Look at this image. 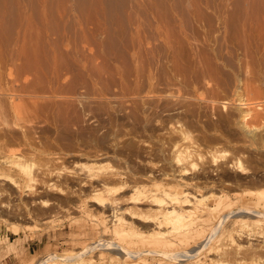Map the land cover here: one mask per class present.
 Instances as JSON below:
<instances>
[{
  "label": "rangeland",
  "instance_id": "374dc122",
  "mask_svg": "<svg viewBox=\"0 0 264 264\" xmlns=\"http://www.w3.org/2000/svg\"><path fill=\"white\" fill-rule=\"evenodd\" d=\"M233 2L0 0V172L21 184L17 192L0 179V264H34L100 240L91 202L50 210L51 174L89 161L131 186L133 162L154 150L147 158L172 171L173 126L188 135L183 148L197 149L189 176L213 166V178L248 192L235 204L254 208L264 192V2ZM10 151L33 165L31 189L3 165ZM1 218L43 229L15 233Z\"/></svg>",
  "mask_w": 264,
  "mask_h": 264
},
{
  "label": "bare ground",
  "instance_id": "6f19581e",
  "mask_svg": "<svg viewBox=\"0 0 264 264\" xmlns=\"http://www.w3.org/2000/svg\"><path fill=\"white\" fill-rule=\"evenodd\" d=\"M62 1L66 3L68 0ZM99 1L103 3V0H98V5ZM236 2L238 0H234L233 3ZM94 5L95 3L89 7L96 9L97 5L96 7ZM66 6L62 9L64 13L70 8ZM243 104L248 106L254 103L243 102ZM170 128L178 139L173 141L171 150L175 152L171 159L175 167L172 171L159 168L155 165L156 163H153L155 160L153 157L158 156L154 155L155 150L153 160L147 158L149 153L150 157L152 156V151L147 154L142 152V155L147 156L141 155L142 158L139 159L136 156L137 162L135 160L136 163L133 162L136 169H133V185L131 186H128L121 172L103 173L97 169L94 162L77 161L74 167L65 168L69 170L66 174L64 172V176L61 167L59 171L55 170L56 172L51 174L55 177V181L50 183L48 181V187L46 186L54 193V203L52 207H49L50 210L62 208L68 204L71 206L69 202L74 201L73 210L81 211L82 204L91 202L97 210L95 214L89 215V212L85 216L89 215L91 220L89 218L88 220L95 225L94 227L101 230L102 237L97 242L86 244L87 246H83L77 252L50 254L34 264H264V244L260 243H264V238H261L264 237V192L255 194L256 201H253L255 204L252 206L254 208L248 207L249 204L245 206V203L237 206L235 204L238 202L237 199L243 200L248 192L241 190L237 181L230 182L231 179L228 177L213 178L214 169L212 168L214 167L210 166L211 164L209 168L202 167V173L200 171V174L189 176L188 167L195 166L194 160L198 157L197 149L193 146L182 147L181 141L188 139L183 128L180 126ZM2 162L8 170L15 171L20 177L26 178L30 182L31 189V183L35 181L31 169L33 165L27 164L17 153L11 151ZM241 166L240 162V168ZM14 176L15 174L0 172V179L9 182L10 188L19 192L21 184ZM59 178L63 180L60 183L65 184V189L61 188L62 184L57 183ZM113 183H117V187L111 186ZM224 183L234 186V189ZM218 184H223L220 186L222 187L220 192L215 189ZM213 186L217 193L213 191ZM127 190L128 196L125 194ZM83 191L84 193L87 191L88 194L82 193ZM43 201L40 200L42 203ZM41 205L48 206L46 201ZM13 206L7 202L1 207L12 209ZM14 210L16 212V209H12V212ZM70 213L72 221L80 220L81 222V218H84L82 221L84 222L86 219L81 215L76 216L75 213ZM18 214L19 211L14 219L20 220ZM21 215L22 218H26L24 214ZM1 219L6 221L15 233L24 230L34 234L43 229L40 228L43 224L39 227L35 223L24 224L18 220ZM259 237L262 240L258 239Z\"/></svg>",
  "mask_w": 264,
  "mask_h": 264
}]
</instances>
